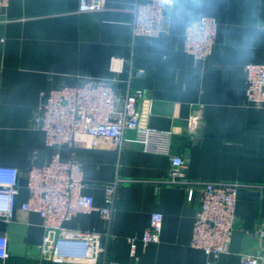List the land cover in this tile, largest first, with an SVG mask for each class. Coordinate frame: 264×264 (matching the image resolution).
Wrapping results in <instances>:
<instances>
[{
    "label": "crops",
    "instance_id": "0c3cea01",
    "mask_svg": "<svg viewBox=\"0 0 264 264\" xmlns=\"http://www.w3.org/2000/svg\"><path fill=\"white\" fill-rule=\"evenodd\" d=\"M133 2L106 0L101 10L79 12L80 0H10L0 22V165L24 174L51 161L53 149L34 126L50 90L87 77L119 78L114 84L125 90L131 66L142 69L129 85L144 93L141 125L172 132V151L185 157L188 183H167L170 156L146 150L135 130L125 131L120 152L108 145L64 146L62 159L82 162L84 192L98 207L106 206L105 185L119 179L111 222L94 210L65 225L108 233L107 260L117 264H243L240 253L254 249L251 235L264 218V112L248 105L245 71L264 62V0H180L167 10L165 33L135 39ZM202 16L218 21L207 59L183 50L186 26ZM113 58L124 59L119 73ZM197 114L203 123L195 133L188 119ZM206 181L242 184L229 251L215 261L190 244ZM27 198L22 177L13 221L0 220L10 253L0 264H56L42 251L41 216L22 208ZM153 212L164 217L160 241L144 245L140 238ZM130 238H137L135 255ZM68 243L82 249L79 241Z\"/></svg>",
    "mask_w": 264,
    "mask_h": 264
},
{
    "label": "built area",
    "instance_id": "2783aa9c",
    "mask_svg": "<svg viewBox=\"0 0 264 264\" xmlns=\"http://www.w3.org/2000/svg\"><path fill=\"white\" fill-rule=\"evenodd\" d=\"M106 0H80L79 12L98 11ZM10 0H0V22ZM165 0H134L131 11L133 38L157 37L167 31V10L172 9ZM218 21L212 16L193 19L183 34V50L197 59L211 56L216 44ZM124 59L113 58L112 70L121 72ZM248 105L264 112V62L245 67ZM142 69L131 66L128 78L123 80L127 89L114 84L119 78L87 77L76 85L52 89L40 105L34 126L44 131L46 145L53 149L52 159L43 166H33L22 173L16 166L0 165V220L10 223L14 219L16 200L21 179L25 177L28 198L22 204L27 211L38 213L44 229L42 251L56 264H117L107 260L109 234L95 230L68 228L65 223L79 213L99 210L111 222L119 179L105 185L106 206L98 207L94 196L84 192L88 186L83 164L76 157L62 159L64 146L92 148L108 145L120 152L124 147L125 131L135 130L136 140L146 150L160 151L171 158L167 183L187 184L186 159L172 151V132L142 126L139 101L142 90L130 91L133 75ZM189 126L197 132L203 120L200 114L191 116ZM201 183V182H199ZM201 204L196 212L190 244L203 250L210 261L218 260L229 251L237 221V202L242 184L238 182H202ZM189 192L193 194V189ZM163 214L153 212L141 236L144 245L159 242L163 227ZM255 247L240 253L243 264H264V218L253 229ZM69 241H79L82 249L69 247ZM131 254H136L137 238H130ZM9 239L0 233V259L9 258Z\"/></svg>",
    "mask_w": 264,
    "mask_h": 264
},
{
    "label": "clouds",
    "instance_id": "9594fccd",
    "mask_svg": "<svg viewBox=\"0 0 264 264\" xmlns=\"http://www.w3.org/2000/svg\"><path fill=\"white\" fill-rule=\"evenodd\" d=\"M165 2L168 3L170 6H178L180 0H165Z\"/></svg>",
    "mask_w": 264,
    "mask_h": 264
}]
</instances>
